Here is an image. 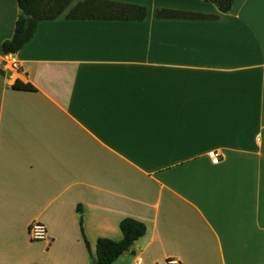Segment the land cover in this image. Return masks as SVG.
<instances>
[{
	"label": "crops",
	"instance_id": "1",
	"mask_svg": "<svg viewBox=\"0 0 264 264\" xmlns=\"http://www.w3.org/2000/svg\"><path fill=\"white\" fill-rule=\"evenodd\" d=\"M84 1L0 51V264H94L125 218L147 230L112 264H264V0H99L145 18H64ZM19 15L0 0V48Z\"/></svg>",
	"mask_w": 264,
	"mask_h": 264
},
{
	"label": "trees",
	"instance_id": "2",
	"mask_svg": "<svg viewBox=\"0 0 264 264\" xmlns=\"http://www.w3.org/2000/svg\"><path fill=\"white\" fill-rule=\"evenodd\" d=\"M20 15L15 22L14 32L9 40L2 43L0 51L3 55L17 53L32 38L38 22L55 20L63 14L72 0H15ZM212 3L225 13L232 7L234 0H204ZM27 18L24 19L23 15ZM144 7L132 4L109 1L85 0L74 5L65 15L71 21H142L145 18ZM157 18L164 19H205L204 15L158 10ZM2 71L0 70V74ZM12 89L16 91H34L29 84L16 80ZM121 239L113 241L99 238L96 242L95 255L97 264H112L120 256L130 251L132 245L146 233V225L133 218H125L119 224Z\"/></svg>",
	"mask_w": 264,
	"mask_h": 264
},
{
	"label": "built area",
	"instance_id": "3",
	"mask_svg": "<svg viewBox=\"0 0 264 264\" xmlns=\"http://www.w3.org/2000/svg\"><path fill=\"white\" fill-rule=\"evenodd\" d=\"M208 157L212 164H217L219 162V154L216 151H210ZM28 236L31 241H46L48 239L46 227L36 221L29 226ZM137 263L140 262L137 261ZM162 264H180V262L176 258H167Z\"/></svg>",
	"mask_w": 264,
	"mask_h": 264
},
{
	"label": "water",
	"instance_id": "4",
	"mask_svg": "<svg viewBox=\"0 0 264 264\" xmlns=\"http://www.w3.org/2000/svg\"><path fill=\"white\" fill-rule=\"evenodd\" d=\"M23 18H24V19H26V18H27V16L24 14V15H23ZM94 264H97V263H94Z\"/></svg>",
	"mask_w": 264,
	"mask_h": 264
}]
</instances>
